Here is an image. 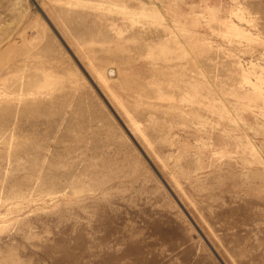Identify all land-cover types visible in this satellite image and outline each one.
<instances>
[{"label":"rangeland","instance_id":"obj_1","mask_svg":"<svg viewBox=\"0 0 264 264\" xmlns=\"http://www.w3.org/2000/svg\"><path fill=\"white\" fill-rule=\"evenodd\" d=\"M0 264H264V0H0Z\"/></svg>","mask_w":264,"mask_h":264}]
</instances>
